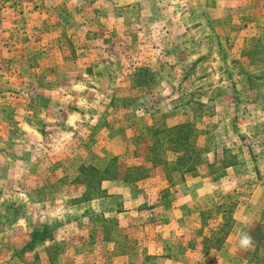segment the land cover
<instances>
[{
	"label": "rangeland",
	"instance_id": "obj_1",
	"mask_svg": "<svg viewBox=\"0 0 264 264\" xmlns=\"http://www.w3.org/2000/svg\"><path fill=\"white\" fill-rule=\"evenodd\" d=\"M232 259L264 264V0H0V264Z\"/></svg>",
	"mask_w": 264,
	"mask_h": 264
},
{
	"label": "clouds",
	"instance_id": "obj_2",
	"mask_svg": "<svg viewBox=\"0 0 264 264\" xmlns=\"http://www.w3.org/2000/svg\"><path fill=\"white\" fill-rule=\"evenodd\" d=\"M237 242L239 247L247 248L251 245L252 239L246 232H241L238 234Z\"/></svg>",
	"mask_w": 264,
	"mask_h": 264
},
{
	"label": "crops",
	"instance_id": "obj_3",
	"mask_svg": "<svg viewBox=\"0 0 264 264\" xmlns=\"http://www.w3.org/2000/svg\"><path fill=\"white\" fill-rule=\"evenodd\" d=\"M227 249V252H230V248H228V246L226 247ZM232 251V250H231ZM226 264H233V259L231 260V262L230 261H228V262H226Z\"/></svg>",
	"mask_w": 264,
	"mask_h": 264
}]
</instances>
